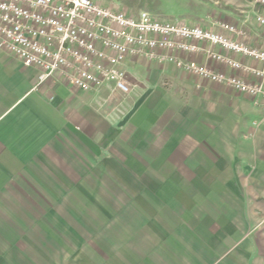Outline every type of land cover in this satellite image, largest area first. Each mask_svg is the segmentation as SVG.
<instances>
[{
    "label": "crops",
    "instance_id": "1",
    "mask_svg": "<svg viewBox=\"0 0 264 264\" xmlns=\"http://www.w3.org/2000/svg\"><path fill=\"white\" fill-rule=\"evenodd\" d=\"M249 6L238 18L203 24L230 23L242 31L236 40L264 50V27L254 19L264 6ZM179 57L260 81L204 53ZM123 68L128 94L112 84L81 91L54 79L38 84L35 67L0 50V256L34 230L40 215L32 210L55 207L61 192L87 210L72 228L81 244L68 264H264L254 237L264 222V112L250 97L169 62L128 57ZM142 158L158 163L137 167ZM122 159L129 162L119 166ZM187 159L190 168L175 165ZM111 168L164 178L152 189L130 185L139 199L113 210L71 179ZM188 175L191 184L169 179Z\"/></svg>",
    "mask_w": 264,
    "mask_h": 264
},
{
    "label": "built area",
    "instance_id": "2",
    "mask_svg": "<svg viewBox=\"0 0 264 264\" xmlns=\"http://www.w3.org/2000/svg\"><path fill=\"white\" fill-rule=\"evenodd\" d=\"M247 1L264 6V0ZM254 19L264 27V14L256 13ZM241 33L224 21H213L212 27L189 24L147 10L127 13L97 0H0V50L23 65L35 67L38 84L54 79L81 91L112 84L113 91L126 95L131 87L123 64L128 57L141 56L172 63L187 73L228 86L250 97L264 112L263 69L233 57L243 55L264 64V50L233 37ZM180 53H204L260 81L248 82L215 71L180 58Z\"/></svg>",
    "mask_w": 264,
    "mask_h": 264
},
{
    "label": "rangeland",
    "instance_id": "3",
    "mask_svg": "<svg viewBox=\"0 0 264 264\" xmlns=\"http://www.w3.org/2000/svg\"><path fill=\"white\" fill-rule=\"evenodd\" d=\"M114 9L124 10L127 13H136L139 10H147L155 15L166 19H184L189 24H203L209 20L218 17L238 18L250 9L247 0H97ZM147 7V8H145ZM149 7V9H148ZM120 164H126V159L118 160ZM135 163V161H130ZM137 167L154 168L157 161L141 159L136 161ZM192 159L186 161H175L176 166L182 170L190 168ZM129 170L123 168H111L104 173L94 171L83 177H71L72 181L83 183L91 191L87 196L92 200L99 201L103 205L113 210V205L117 208L119 204L139 199L141 195L137 190L133 193L130 190L138 188L150 189V186H157L164 177L146 175L147 170L137 172L136 175L127 174ZM131 173H133L131 171ZM65 178V177H64ZM182 180L185 184H191V177L188 176H170L169 179ZM66 179V178H65ZM81 179V181H80ZM67 180V179H66ZM65 180V182H66ZM70 180V179H69ZM68 181V180H67ZM69 182V181H68ZM63 183V182H62ZM152 189V188H151ZM80 198V197H79ZM114 200V202H113ZM58 203L55 207L48 209L41 207L35 208L32 212L40 215V219L31 228H27L24 239L17 241L10 240L8 251L0 256V264H34V263H52L68 264L73 255L78 254L81 244L80 235L71 234L72 228H80L81 217L86 213L83 201L77 198H65L62 193L58 194ZM111 201V203H110ZM109 202L110 204H108ZM121 204V205H122ZM263 213L264 208L258 209ZM96 213V211H95ZM91 214V213H90ZM37 217V216H36ZM73 223V224H72ZM260 232L255 234L256 241L259 242V254L262 253L264 259V222L259 225ZM79 231V230H78ZM14 242V243H13ZM69 248H73L70 252ZM69 252V253H68ZM67 253V254H66ZM255 263V262H254Z\"/></svg>",
    "mask_w": 264,
    "mask_h": 264
},
{
    "label": "trees",
    "instance_id": "4",
    "mask_svg": "<svg viewBox=\"0 0 264 264\" xmlns=\"http://www.w3.org/2000/svg\"><path fill=\"white\" fill-rule=\"evenodd\" d=\"M145 8H147V7H145ZM148 9H149V7H148Z\"/></svg>",
    "mask_w": 264,
    "mask_h": 264
}]
</instances>
